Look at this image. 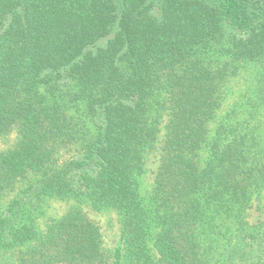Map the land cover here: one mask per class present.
<instances>
[{
	"label": "trees",
	"instance_id": "trees-1",
	"mask_svg": "<svg viewBox=\"0 0 264 264\" xmlns=\"http://www.w3.org/2000/svg\"><path fill=\"white\" fill-rule=\"evenodd\" d=\"M254 61L264 0H0V136L19 127L0 152V195L39 175L0 214V256L24 246L14 264L101 261L99 230L78 211L38 230L49 195L121 210L115 264H264V220L243 218L264 187V143L230 111L207 137L224 85ZM161 93L169 118L146 205L138 176Z\"/></svg>",
	"mask_w": 264,
	"mask_h": 264
},
{
	"label": "rangeland",
	"instance_id": "rangeland-1",
	"mask_svg": "<svg viewBox=\"0 0 264 264\" xmlns=\"http://www.w3.org/2000/svg\"><path fill=\"white\" fill-rule=\"evenodd\" d=\"M166 96L158 94L152 101L149 117L154 119L159 116L157 123V136L153 142L144 151V171L138 176L139 193L144 200V204L149 205L150 192L154 181V176L159 165L160 146L164 140L166 132V122L169 118V110L166 108ZM221 105L217 109L215 117L209 122L208 139H210L216 130L217 125L226 120V114L230 111L233 116L228 118L231 123L244 122L246 126L244 130L254 128L259 134L260 140L264 143V62L254 61L245 63L239 72L230 77L224 85L221 95ZM76 106L69 111L80 121L84 130L90 133L92 129L91 123L81 115ZM19 137V127L13 126L7 132L0 136V152H7L16 144ZM81 145L80 141L60 146L57 150V160L63 161L71 156ZM207 148L200 153L201 162L207 158ZM38 174L28 171L23 176L16 178L5 191L0 195V214L7 207L20 198L23 193L33 187L37 181ZM78 211L82 213L89 221H91L99 230L101 236V261L95 264H115V253L120 244L121 237V216L122 212L117 206L100 205L93 203L89 199L78 200L74 197H57L43 196L40 205L36 210V226L40 232H44L47 228L64 217L70 211ZM243 218L249 224H254L264 220V187L253 196L250 205L243 214ZM151 243V242H150ZM151 247V246H150ZM22 247L8 248L3 250L0 259L2 264H14ZM152 258L155 260L156 256ZM69 264V263H68Z\"/></svg>",
	"mask_w": 264,
	"mask_h": 264
}]
</instances>
